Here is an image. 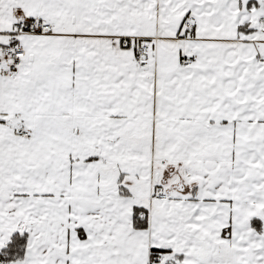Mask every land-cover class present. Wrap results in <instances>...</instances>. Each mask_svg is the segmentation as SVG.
Segmentation results:
<instances>
[{
	"label": "snow or ice",
	"instance_id": "1",
	"mask_svg": "<svg viewBox=\"0 0 264 264\" xmlns=\"http://www.w3.org/2000/svg\"><path fill=\"white\" fill-rule=\"evenodd\" d=\"M0 264H264V0H0Z\"/></svg>",
	"mask_w": 264,
	"mask_h": 264
}]
</instances>
